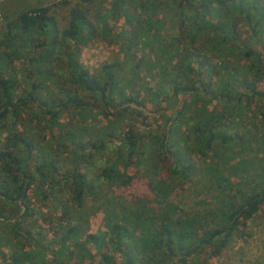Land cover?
I'll return each instance as SVG.
<instances>
[{
    "label": "trees",
    "instance_id": "1",
    "mask_svg": "<svg viewBox=\"0 0 264 264\" xmlns=\"http://www.w3.org/2000/svg\"><path fill=\"white\" fill-rule=\"evenodd\" d=\"M151 1L110 0V6L105 9L99 3L95 4L94 0H55L47 5L16 12L14 22L7 24L4 35L0 32V127L4 126L9 115L17 117L22 108L30 105L39 109L34 116L43 121L40 126L44 131L41 137L37 135L40 141L47 136L56 140L53 128L59 124L57 119L60 113L65 111L74 113L78 120H84L96 108L104 116L117 117L129 110L143 115L142 109L131 103L135 102L139 106L145 104L134 100L124 91H118L119 98L115 99L116 80L110 70L105 77L98 78L77 56L80 44L101 32L108 33L111 29L110 20H115L118 15L124 13L126 25L134 27L135 11L150 9V14L141 17L134 27V33L140 32L142 28L151 31L159 7L175 4L180 9L179 12H173L177 19L184 15L183 6L190 2L169 0L167 3L163 0L157 4ZM242 1L202 0L198 8L204 6L205 14L200 17L202 21L207 16L209 18L210 13L217 17L216 23L203 21L204 28L208 26L213 33V39L205 38L204 41L215 40V44L211 45L212 51H224V47L231 50L232 46H236L243 59L249 61L244 66L245 71L240 73L235 66L224 63L217 66L212 64L213 57L208 58L200 53L195 56L185 53L188 59L186 62L184 57L177 60V67L180 65L181 71L172 78L169 100L190 92L188 99L192 105L189 107L191 115L184 120L181 117L184 110L176 109L178 116L173 124L186 125L185 138H190L194 150L201 157L220 160L234 143L242 142L243 135L224 132L220 126L224 125L227 117L241 116L243 97L251 99L254 113L264 123V86L258 88V83L264 78V60L256 49L260 41L259 34L264 30V7H258V0H251L246 6ZM58 8H65L64 15H60ZM237 16L243 18L251 30L249 44L240 39ZM61 19L64 24H60ZM142 22L143 26L140 25ZM182 24L180 18L178 27L181 28ZM195 24L194 20L191 21V25ZM200 28L202 25L193 29L196 34L190 32L191 28L188 31L182 29L180 33L185 31L193 40ZM262 46L264 50V43ZM22 58L32 65L31 77L28 90L17 94L14 86L16 82L9 70L15 59ZM222 70L225 75L223 78L218 76ZM202 74H208L210 80L204 83ZM191 78L198 83L197 86L190 82ZM48 79L56 87V92H50L54 96L41 95L39 91L48 87ZM239 82L243 84L237 87ZM211 101H219L224 105L220 109L210 108ZM110 123L114 124V121ZM173 124L165 127L161 134L156 128H150L152 130L148 137L152 141L145 142L143 136L136 132L138 128L135 122L127 123L121 138L125 155L121 147L112 150L114 137L111 133H103L102 129L95 137L89 135L86 141L79 138L75 140L78 134L73 135L70 151L74 154L78 152V155L76 158H67L70 167H59L66 156L60 149L61 145L67 149L61 139H57V145H53L52 150L46 151L44 145L37 144V137L31 133L10 134L0 146V264H48L41 253L43 249H48L40 245L39 239L32 238L34 222L29 221L28 224L26 221L32 215L29 205L31 189L41 198L51 197L60 203L59 218L63 221L71 218L75 212L78 216L83 214L88 201L90 204L109 202L108 193L110 195L115 186L129 185L133 175L122 164L138 166L144 161L148 163L155 159L165 164L163 168L169 179L185 178L190 164L182 160L187 151L173 135ZM54 146H59V149ZM100 160L105 165L95 167V163ZM242 163L244 160H240L232 170H239L238 166ZM259 167L251 174L245 172L244 176L248 177H241L231 183L218 164L207 163L203 172L209 178L214 195L212 199L204 196L200 198L202 211L197 213L183 211L179 203L169 198L174 187L165 178L158 176L155 181L150 178L148 185L156 205L136 196L130 204L121 205L120 213H111L106 230L85 233L84 240L92 243L94 248L91 255L98 257L90 264H174L176 260L184 263L206 247L210 248L211 256L219 255L232 232L264 205V166ZM4 228L6 233H3ZM82 232L81 226L73 223L64 228L59 236L60 244L68 248L69 258L73 251L68 241L77 238ZM76 242L80 249L81 244ZM136 242L140 243L138 249L135 247ZM25 245L33 250L39 249L36 250L38 259L33 260L31 251L22 248ZM7 247L12 250L10 253L5 251ZM81 251L84 252L83 249ZM59 252L63 253L62 249ZM116 253L122 256L120 261L116 260ZM144 254L148 257L143 258ZM82 258L83 255L78 254L77 259L80 261L75 264H81Z\"/></svg>",
    "mask_w": 264,
    "mask_h": 264
},
{
    "label": "rangeland",
    "instance_id": "2",
    "mask_svg": "<svg viewBox=\"0 0 264 264\" xmlns=\"http://www.w3.org/2000/svg\"><path fill=\"white\" fill-rule=\"evenodd\" d=\"M52 1L55 0H0L1 34L4 35L7 24L9 25L14 22L16 12L39 5H47ZM109 1L104 0L99 3L100 0H94V3H99L102 5L101 7L107 9L110 6ZM168 1L166 0L164 2L168 3ZM151 2L157 3L160 1L152 0ZM201 2L202 0H190L188 5L183 6L184 15L179 18L177 17V19L171 15V12L168 15L162 13V19H166L164 22L167 25L158 27L156 23H153L151 31L147 28H142L140 32L134 33V27L142 19L141 17H146L150 14V9H146L145 12L144 10L135 11L136 16H133L134 27L126 25L123 13L121 16L118 15L115 20H110L111 29L108 33L101 32L93 38H87L85 43L80 44V50L77 56L78 60L98 78L105 77L108 73L107 71L110 70L111 76L116 80L115 99L119 98L120 94L118 91H124L125 94L133 97L134 100L145 104V106L140 105L144 107V110H142L143 115L129 110L123 114H119L117 117L104 116L100 109L96 108L84 120H78L74 113L65 111L60 113L57 119L59 124H56L53 128V135L57 137L56 140H53L51 138L52 136H47L45 140L40 141L38 140V136L41 137L40 135L44 131L40 126L43 121L37 120L34 116L39 109L31 105L25 106L18 112L19 115L17 117L9 115L4 122V126L2 128L0 127V146L2 141L13 132L33 134L37 137V144L44 145L43 148L46 151L52 150L53 145H57V139H61L63 144L67 145V149L66 147L64 149L61 145L60 149L64 151V155L66 156L59 163V167H70L67 158H76V155H78V152L74 154L70 151V142L73 135L78 134L74 138L75 140L79 138L81 141H86L89 135L95 137L97 132L102 129L103 133H111L110 135L114 137L111 146L112 150L115 151L117 147H121L123 152L125 151V147L122 145L121 138L127 123L135 122L138 128H135L136 132L143 136V141L148 142L152 141V138L148 137V135L149 131L153 128H156L161 134L165 127L171 126L174 123V119L178 116L176 109L182 108L184 112L181 117L183 120L186 119L191 115V109L189 108L191 103H189L188 99L191 93L179 94L173 97L172 100H169V96L172 94V78L181 71L179 68L180 65L177 67V60H182L184 57V61L186 62L188 54L185 53H191L193 56L200 53V55L208 58L213 57L212 64H216L217 66H219V63L233 65L240 73H243L245 71L244 66L249 64V61L243 59L240 55L236 46H232L231 50L227 49L228 47H224L226 48L224 51H215L214 49L212 51L211 45L215 44V40L207 43L204 41L205 38L206 40L213 39V33L211 34V29L208 26L204 28L203 21L205 22L207 19L202 21L200 18L205 14L203 12L204 6L198 8ZM242 3L246 6L251 3V0H243ZM256 4L258 7H264V0H258ZM170 6L172 10L175 7V11L179 12L180 9L175 4H171ZM161 9L163 8L159 7L157 9L156 16H161ZM57 10L61 16L64 15L65 8H58ZM257 10L259 11L260 8ZM180 18L183 21L181 28L178 27ZM208 19L212 20L210 17ZM193 20L196 22L195 25H191V21ZM60 24H64L62 19L60 20ZM140 25L143 26L144 23L142 22ZM197 25H202V28H200L199 33H197L193 40L185 31L182 34L180 33L182 29L188 31L191 28L190 32L196 34L193 32V29L198 27ZM237 28L242 42L245 44L251 43V30L247 27L243 18H238ZM259 37L260 41L256 45V49L262 60H264L262 46L264 43V30L260 32ZM160 50L161 52H159ZM164 52L167 53L168 58L163 55ZM171 56L173 57L170 58ZM31 68L32 65H30L27 59H15L12 63L9 72L13 79H15L16 83H14V86L16 87L17 94L28 90ZM222 73L223 70L218 75L222 76L221 78L225 76ZM248 78L251 79V76H248ZM209 80L210 77L208 74H202V81L204 83ZM190 82L194 86L198 85L193 78H191ZM46 84L48 87H43L39 90L41 95L49 94L54 96L50 94V92H56V87L53 85L52 80L48 79ZM220 84V89L222 90L223 85L221 82ZM242 84L239 82L236 85L238 87V85L241 86ZM263 86L264 78L258 83V88L261 89ZM230 93L235 94L232 91ZM242 101L243 108L242 113H240L241 116H235L234 118L227 117L228 119H225L226 122L224 125L220 126V129L224 132L243 135L242 142L234 143L232 149L226 151L227 154L221 156L220 160L201 157L194 150V145L190 138H185L187 132L186 125L173 124V135L179 143H183V148H186L187 151L185 153V159L182 160L184 163L190 164V170L185 178L169 179L166 175L165 168H163L165 164H161L155 159L148 163L144 161L138 166H124L122 164V167H128L127 172L133 175L132 182L129 185L122 187L115 186L112 193L110 195L108 193L109 202L104 204L101 202V204H90V201H88L86 211H83V214L78 216L79 214L75 212L71 218L64 219L63 221L59 218L61 213L60 203L51 197L48 199L41 198V196L35 194L34 190L31 189L29 191V205H31L32 215L26 221L28 224L30 223L29 221L34 222L32 230L34 235L32 234V238L39 239L41 241L40 245L48 249L41 251L48 264L78 263L80 260L77 259V255L80 253L83 255L81 264H90L96 261L98 258L97 255H91L94 253L92 243L84 240L85 233H101L102 230H106L108 228V217L112 216L111 213H120L122 209L121 205L130 204L136 196H141L148 200L149 203L156 205L153 201L154 194L148 185L150 178L153 181L158 176L165 178L174 187V192L169 198L174 203H179L183 211L197 213L202 211V207L199 204L200 198L204 196L212 199L211 197L214 195V191L209 186V178L203 172L207 163L218 164L225 171L224 174L228 175V182L231 183H235L241 177H248L247 173V176H244L245 172L249 171V174H251V172L260 168L259 166H264V123L254 113V103H252L251 99L243 97ZM133 103L135 102L131 104ZM223 105L224 103L222 102L211 101L209 107L220 109ZM111 120L114 121V124L110 123ZM31 121L36 124H32ZM175 130L177 131L176 134ZM46 131H48L47 128ZM68 133L70 134L68 135ZM54 147L58 148L59 146ZM123 153L125 155L126 152ZM240 160H244V163L238 166L239 170L233 171V166L238 164ZM102 165H105V163L100 160L94 166L100 167ZM153 167H157V169ZM216 198L213 199L215 200L214 203L216 202ZM60 223L64 225V228L72 226L73 223L79 224L82 231H84L77 238L68 241L73 251L70 258L68 256L69 253H67L68 248L66 249L58 241L59 236L64 231ZM5 229H3V233H6ZM76 241L81 244L80 249H78ZM135 247L138 249L140 243L136 242ZM22 248L31 251L34 257L33 260L38 259L36 250L39 249L35 248L33 250L29 245H25ZM60 249H62L63 253L59 252ZM82 249L84 252L81 251ZM5 251L10 253L12 250L7 247ZM115 256L117 261H120L122 258L119 253H116ZM146 257L148 255L144 254L143 258ZM193 260L211 264H264V205L261 206L260 210L252 218L250 217L245 220V224H240L232 232L228 237L226 246L219 255L211 256L210 248L206 247L198 255L187 259L184 263L176 260L174 264H186L188 261Z\"/></svg>",
    "mask_w": 264,
    "mask_h": 264
},
{
    "label": "crops",
    "instance_id": "3",
    "mask_svg": "<svg viewBox=\"0 0 264 264\" xmlns=\"http://www.w3.org/2000/svg\"><path fill=\"white\" fill-rule=\"evenodd\" d=\"M171 6H168V7H166V8H163V9H161L160 10V12H161V16L160 15H157L156 16V18L153 20V23H156V25L158 26V27H164V25H167L164 21L166 20H164V19H162V13L163 14H165V15H168L170 12H171V15L173 16L174 14H173V12H175L176 13V11H175V7H174V10H172L171 8H170ZM174 17V16H173ZM209 17L213 20V19H215L214 21H212V20H210V19H208V17H207V21H211V22H213V23H216L217 22V17L215 16V14L214 13H210L209 14ZM166 18V17H165ZM173 28V27H172ZM159 52H161V50L159 51ZM167 53L166 52H164L163 53V55L166 57V58H168L169 56H167L166 55ZM260 210V209H259Z\"/></svg>",
    "mask_w": 264,
    "mask_h": 264
},
{
    "label": "built area",
    "instance_id": "4",
    "mask_svg": "<svg viewBox=\"0 0 264 264\" xmlns=\"http://www.w3.org/2000/svg\"><path fill=\"white\" fill-rule=\"evenodd\" d=\"M159 1H163V0H159ZM186 264H211V263H205L202 261H188Z\"/></svg>",
    "mask_w": 264,
    "mask_h": 264
},
{
    "label": "water",
    "instance_id": "5",
    "mask_svg": "<svg viewBox=\"0 0 264 264\" xmlns=\"http://www.w3.org/2000/svg\"><path fill=\"white\" fill-rule=\"evenodd\" d=\"M131 105H133L134 107H137V108H139V109H142V110H144V107H142V106H139V105H137V104H135V103H133V104H131Z\"/></svg>",
    "mask_w": 264,
    "mask_h": 264
}]
</instances>
